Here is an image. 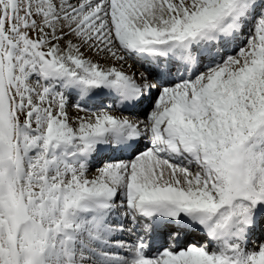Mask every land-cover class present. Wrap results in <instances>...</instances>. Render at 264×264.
I'll return each instance as SVG.
<instances>
[{
    "label": "snow or ice",
    "instance_id": "6c2138e0",
    "mask_svg": "<svg viewBox=\"0 0 264 264\" xmlns=\"http://www.w3.org/2000/svg\"><path fill=\"white\" fill-rule=\"evenodd\" d=\"M0 264H264V0H0Z\"/></svg>",
    "mask_w": 264,
    "mask_h": 264
}]
</instances>
